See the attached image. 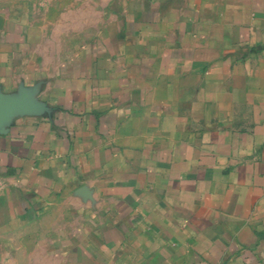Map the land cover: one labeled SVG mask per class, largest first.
Here are the masks:
<instances>
[{"label": "crops", "instance_id": "1", "mask_svg": "<svg viewBox=\"0 0 264 264\" xmlns=\"http://www.w3.org/2000/svg\"><path fill=\"white\" fill-rule=\"evenodd\" d=\"M64 3L0 6V264H264V0Z\"/></svg>", "mask_w": 264, "mask_h": 264}, {"label": "rangeland", "instance_id": "2", "mask_svg": "<svg viewBox=\"0 0 264 264\" xmlns=\"http://www.w3.org/2000/svg\"><path fill=\"white\" fill-rule=\"evenodd\" d=\"M7 1L8 2L14 1L15 5H18L19 3H22V2H29L32 9H34V14L36 17H38L41 14V12L45 10V7L47 6L49 8H46V9L48 13L50 14V16L53 18L54 22L56 21V18L59 17V15H61V13L64 14L65 10H67L69 6V4L64 3L65 0H0V6L1 4H6ZM80 1H86V0H80ZM95 1H98V0H95ZM16 7L17 6H15L14 8ZM84 27L85 26H82L81 24L79 25V28H78L79 39L71 40V41L68 40L66 41V44L70 46V44L72 43L74 45L76 44V41H77L78 46L80 48L85 46V44L87 43V39L84 38L86 36Z\"/></svg>", "mask_w": 264, "mask_h": 264}, {"label": "built area", "instance_id": "3", "mask_svg": "<svg viewBox=\"0 0 264 264\" xmlns=\"http://www.w3.org/2000/svg\"><path fill=\"white\" fill-rule=\"evenodd\" d=\"M6 187V181L5 179L0 175V193L5 189Z\"/></svg>", "mask_w": 264, "mask_h": 264}]
</instances>
